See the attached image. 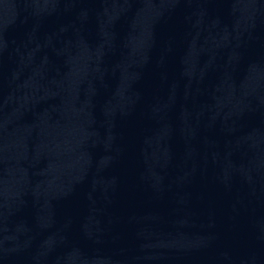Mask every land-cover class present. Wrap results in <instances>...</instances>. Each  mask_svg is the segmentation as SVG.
Wrapping results in <instances>:
<instances>
[{"label": "water", "instance_id": "obj_1", "mask_svg": "<svg viewBox=\"0 0 264 264\" xmlns=\"http://www.w3.org/2000/svg\"><path fill=\"white\" fill-rule=\"evenodd\" d=\"M0 264H264V0H0Z\"/></svg>", "mask_w": 264, "mask_h": 264}]
</instances>
